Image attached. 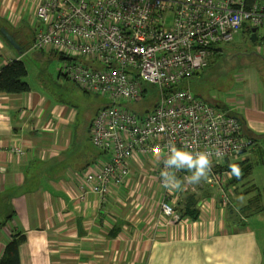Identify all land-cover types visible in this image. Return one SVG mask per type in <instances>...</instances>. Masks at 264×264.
<instances>
[{"label":"crops","instance_id":"0c3cea01","mask_svg":"<svg viewBox=\"0 0 264 264\" xmlns=\"http://www.w3.org/2000/svg\"><path fill=\"white\" fill-rule=\"evenodd\" d=\"M40 1L0 0V30L5 28L23 45L26 33L22 36L19 31L32 26L33 44ZM240 32L253 42L248 24ZM9 43L0 34V69L21 59L28 49L20 53ZM253 43L262 46L264 40L256 34ZM215 48L221 53L219 44ZM260 67L245 69L243 83L228 103L215 102L241 118L243 137L254 140V146L217 167L227 194L238 188L243 192L240 182L249 176L237 180L233 171L221 167L243 161L252 164V154L264 152V71ZM75 118L73 108L52 103L36 90L0 93V258L17 232L24 238L19 247L21 264H264V229L248 222L257 212L242 211L257 194H243L247 201L235 215L229 195L231 202L225 203L218 186L206 177L205 192L186 194L181 193L183 180L178 177V195L172 187L168 199L174 203L184 196L177 210L182 218L171 223L161 210L159 161L136 156L129 161V179L112 188L105 199L93 193L78 197L82 173L107 159H89L84 171L72 168L76 154L71 150L79 134ZM85 155L80 153L82 158ZM152 184L155 187L150 189ZM213 191L220 194L218 201ZM191 196L196 202L192 208L199 209L197 218L183 216Z\"/></svg>","mask_w":264,"mask_h":264},{"label":"built area","instance_id":"2783aa9c","mask_svg":"<svg viewBox=\"0 0 264 264\" xmlns=\"http://www.w3.org/2000/svg\"><path fill=\"white\" fill-rule=\"evenodd\" d=\"M36 18L33 48L63 52L69 57L65 76L110 100L90 126L93 144L109 158L82 173L78 197L105 199L129 179L132 158L150 156L159 161L161 210L169 222H178L168 199L173 186L165 187L162 176L174 143L210 154L208 181L229 202L217 167L254 140L243 137L237 115L194 95L181 81L205 68L213 48L233 41L247 24L264 40V0H41ZM146 82L159 87L157 102L143 111L129 108L147 94ZM167 170L190 182L186 169Z\"/></svg>","mask_w":264,"mask_h":264},{"label":"rangeland","instance_id":"374dc122","mask_svg":"<svg viewBox=\"0 0 264 264\" xmlns=\"http://www.w3.org/2000/svg\"><path fill=\"white\" fill-rule=\"evenodd\" d=\"M30 28L26 29V31L22 30V28L20 31L18 30L22 36L26 33V37L24 38H26L25 42L28 43V49L21 54V59L24 61L28 71L24 80L29 83L32 90L43 93L52 103L65 104L75 110V129L79 134L76 136L71 150L72 154H76L72 158V168L84 171L86 168L83 166L86 165L89 159L104 160L109 158V154L105 155L103 150L100 151L93 144L89 127L97 111L109 105V97L106 94H97L84 90L83 87L67 78L65 76L67 61L62 60L58 53L53 52V47H45L43 50L32 48L34 32ZM219 47L222 49L221 53L212 56L205 68L198 70L191 77L182 80L181 86L209 102L228 103L230 99L235 97L236 87L243 83V81H240V78L244 75L245 69L249 66L253 67L255 65L254 62H258L264 58V45L260 46V43L251 42L247 35L244 36L240 32L235 36L233 41L219 44ZM143 87L147 89V94L141 101L132 102L130 105H128L129 102L124 101L123 105H128L129 108L141 111L144 108L153 107L159 98V87L148 82L144 83ZM80 153H86L85 157L82 158ZM149 159L153 160L152 157H149ZM251 163L253 170L250 176L244 179L243 182H240L243 192L240 193V188H238L237 192L234 193L233 190H230L229 194H227L235 205L234 207L231 206L233 208L232 212L235 215L240 214L238 211L247 201L243 194L250 193V195H255L260 193L262 195L261 205L264 207V152H254L251 156ZM185 174L191 176L192 172L187 170ZM206 180L210 183L207 175ZM204 181L205 177L201 178L199 182L182 181L180 183V186L182 185L181 193L186 194L189 190L193 192L197 190L205 192ZM201 184L202 186H200ZM252 185L256 189H252ZM154 187V184H152L150 189ZM177 190L176 187L174 192L176 193ZM220 194H216L213 191V197L217 201V197ZM230 199L229 202H231ZM180 200L183 203L184 196L181 198L180 195L176 199L177 202H172L176 211H180L182 208ZM178 213L181 217L180 212ZM248 222H250L252 227L264 229V211L251 215Z\"/></svg>","mask_w":264,"mask_h":264},{"label":"trees","instance_id":"16d2710c","mask_svg":"<svg viewBox=\"0 0 264 264\" xmlns=\"http://www.w3.org/2000/svg\"><path fill=\"white\" fill-rule=\"evenodd\" d=\"M0 34L9 43L7 38L1 32V30H0ZM19 44L21 45V49L25 51V49L28 46V43L26 44L24 43L23 45L21 43ZM213 49L215 50L214 54H216L220 50L219 48H213ZM52 51L58 53L62 60L66 61L69 59L68 56H66L63 52H60L57 49H52ZM254 64L257 66H261L260 67L261 72L264 71V60H261L259 62H254ZM27 74H28V71H27L26 65L24 61L21 59L13 60L10 63H8L6 66L2 67L0 69V93L29 92L31 90V86L29 85L28 82L24 80ZM235 164L238 165L240 169V174L238 176L236 175L237 180L238 179L243 180L244 178L250 176L252 168H253L252 164L247 163L245 161L238 162ZM230 165L232 164L228 163L225 166H222L221 168H226L232 171V168L230 167ZM253 188L255 187H252V189ZM190 198H189L190 201L188 205H186L185 209L183 210L184 211L183 216L189 215V216H192L193 218H197L199 209L198 208L196 209L195 205H194V208H192L193 207L192 203L195 202V200H193L194 198L193 196H191ZM260 201H261V194L258 193L257 195L248 199L247 203L242 207V211L246 214H252L254 212L263 210ZM23 240L24 238L21 236L20 233L14 232L12 234V239L6 245L3 255L0 258V264H21L19 247H20L21 242H23Z\"/></svg>","mask_w":264,"mask_h":264},{"label":"clouds","instance_id":"9594fccd","mask_svg":"<svg viewBox=\"0 0 264 264\" xmlns=\"http://www.w3.org/2000/svg\"><path fill=\"white\" fill-rule=\"evenodd\" d=\"M169 155L163 161L165 171L162 172L164 178V186L172 185L179 187V181L176 180L175 174L167 169L175 168L176 170L187 169L192 172V175L187 179L190 182H199L201 178L206 177L207 171L210 168V154L205 151L191 152L183 148H177L174 143L169 145ZM219 156L220 154L217 153ZM235 175L240 174L239 166L236 164L230 165Z\"/></svg>","mask_w":264,"mask_h":264},{"label":"water","instance_id":"95a60500","mask_svg":"<svg viewBox=\"0 0 264 264\" xmlns=\"http://www.w3.org/2000/svg\"><path fill=\"white\" fill-rule=\"evenodd\" d=\"M251 30H252L251 40L253 42H255L256 41V28H252ZM1 31L6 36V38L9 40V42L11 43V45L21 53L22 52L21 45L12 36V34L9 33L5 28H2Z\"/></svg>","mask_w":264,"mask_h":264},{"label":"bare ground","instance_id":"6f19581e","mask_svg":"<svg viewBox=\"0 0 264 264\" xmlns=\"http://www.w3.org/2000/svg\"><path fill=\"white\" fill-rule=\"evenodd\" d=\"M254 146V145H253Z\"/></svg>","mask_w":264,"mask_h":264}]
</instances>
